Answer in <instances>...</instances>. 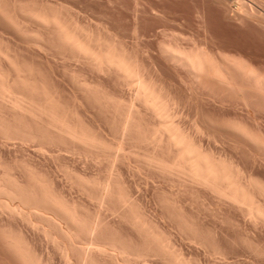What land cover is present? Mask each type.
Returning <instances> with one entry per match:
<instances>
[{
    "label": "bare ground",
    "instance_id": "1",
    "mask_svg": "<svg viewBox=\"0 0 264 264\" xmlns=\"http://www.w3.org/2000/svg\"><path fill=\"white\" fill-rule=\"evenodd\" d=\"M222 1L241 8L247 5L244 0ZM32 7H19L20 16L38 27L36 31L25 28L24 35L61 59L72 84L103 118L109 134L87 124L36 69L17 61L0 44L1 143L33 146L59 163L94 206L89 209L68 199L45 172L26 159L10 163L0 152V216L43 235L64 264H150L153 259L162 264H201L185 253L173 231L183 242L203 249L211 264H235L239 254L221 248L214 231L202 230L191 218L194 215L185 212L189 206L236 231L234 246L263 258L264 249L254 232H264V181L234 158L206 147L202 137L211 135L196 123L186 125L179 101L124 44L84 25L69 8ZM240 7L235 13L245 14ZM7 12L2 14L4 19L12 17L11 9ZM163 36L177 39L171 33ZM167 41L160 44L162 56L184 68L192 84L213 97L221 95L223 105L255 97L264 107V73L245 57L218 58L197 44L184 48ZM91 75L99 78L94 81ZM100 77L109 79L115 89L105 86ZM229 126L233 134L264 153L260 135L238 122ZM65 157L101 171L84 176L64 163ZM133 160L139 170L150 172L152 180L167 186L161 204L171 232L150 215L117 170L118 161ZM107 216L117 218L129 233L108 225ZM5 225L0 226V236L17 264H52L53 259L46 260L23 231Z\"/></svg>",
    "mask_w": 264,
    "mask_h": 264
},
{
    "label": "rangeland",
    "instance_id": "2",
    "mask_svg": "<svg viewBox=\"0 0 264 264\" xmlns=\"http://www.w3.org/2000/svg\"><path fill=\"white\" fill-rule=\"evenodd\" d=\"M219 1L0 0V11H2L0 12V44L2 47L4 45V48L10 49V53L17 61L22 64L24 62V64L36 69L47 80V83L51 84V87L58 90L68 105L74 107L78 112L80 111V115L83 116L87 124L106 136L109 134V129L105 121L89 106L90 104L83 97L82 93L72 84L69 75L65 72L66 69L61 59L56 58L47 49L33 43L28 38V35L26 38V33L24 35L26 30L36 31L38 27L36 23L28 20L25 16H20L19 7L26 6V8H33L32 5L34 7L36 5L39 7L42 5L49 8L55 6L58 9H71L74 16L77 15V19L84 25L95 30L100 29L99 31L108 38L117 39V41L130 49L132 54L139 58L140 62L148 70V73L150 72V75L153 73L151 76L154 79L156 78L159 83L162 82L163 84H161L164 87L166 86V89L179 101L186 125L190 128L196 123L206 133L211 135L210 138L208 136L202 137L206 147H211L219 153L234 158L233 160H236L238 164L240 163L242 168L249 172L252 171L251 173L256 178L264 181V153L259 152L245 139L233 134L229 126L235 122L241 123L254 134L260 135V138L264 141V107L261 108L263 106L262 103L257 98L252 97L254 102L250 97L247 102L239 100L240 102L238 103L240 105L236 102H223V105L221 103V95L218 96L217 94V97L216 94H213L216 97L214 98L203 87L192 84L186 70L178 64L176 65L166 60L160 51V44L167 40L169 42L172 41L174 44L176 42L178 44L180 43L179 45H182V47L185 46L184 48H192L197 44L199 47L209 49L218 58L230 55L241 58L245 57L247 62L249 60L250 63L252 62V65L255 64L254 66L264 73V0H244L247 2V5H245L246 8H241L240 6L234 5V3H228L231 5L232 12L228 9L229 5L224 1H222L223 3ZM238 7L244 9L241 11L245 14L235 13ZM153 8L157 10L158 14H154L155 10ZM10 9L12 15L9 14V16L12 17L9 18L6 16L4 19L3 17L5 15L3 13L8 11V14ZM13 10H15L14 14ZM14 17L15 19L13 20L15 21L11 20ZM7 19L10 22L12 21V24ZM19 19L21 23L17 22ZM174 20L177 21L174 23ZM22 23H26V25L23 26ZM25 28L26 30H24ZM160 30L163 31V34ZM178 32L179 34H184V37L182 35L179 36V34L177 35ZM164 33H171V36L174 38L177 37V39L171 38L170 41L169 38L163 36ZM174 33L175 36L172 35ZM93 77L95 78L94 81L99 78L94 75L90 76L92 79ZM100 79L101 82L103 81L102 83H106L105 86L109 89H115L109 79L104 77H100ZM250 101L251 103L247 104ZM3 145L0 140V152L3 153L10 163L21 162L26 159L33 166L37 167L38 170L49 175L48 177L57 184V187L64 192L68 199L76 201L80 205L82 204L81 206L85 205L89 209L90 207H94L82 194L79 187L71 182L64 169H61L59 163L52 161L53 159L49 157L42 156L33 146L26 145L27 147H25V145L18 144L17 142ZM63 162L68 163L76 168L75 170L78 173L87 177L97 175L99 173L98 170L101 171L100 169H95L85 164L83 161L71 157H65ZM129 163L118 161L117 164V170L122 173L126 185L138 197L150 215L159 222L162 228L171 232V224L161 204V197L167 186L159 179L152 180L148 170H139L134 160ZM195 211L197 210H192L191 207L186 206L185 212L187 215H194L190 217L193 219L196 218L198 225L203 228L202 230L214 231L216 234H213L216 236L214 238L220 244L219 246L221 248L228 252H236L239 254L235 264H264V257H256L241 246H234L233 239L235 240L238 237L236 231L222 226L221 223H215L208 214H201L204 212L202 209L199 210L200 212L202 211L200 213L201 215ZM105 219L108 225H113L111 227L121 229L124 233H129V229L121 225L117 218L107 216ZM5 224L12 225L15 230L23 231L32 245L41 254L44 253L45 259L47 258L46 260H49V256L50 259H53L52 264H64L60 253L55 250L43 235L32 230L22 222H11L6 216H0V226ZM173 232L188 256L199 260L201 264H211L212 261H210V258L205 254L203 249L183 242L181 237L175 233L176 231ZM254 235H257V240L264 249V232H254ZM4 247L5 245L0 236V264H17L12 259L6 247L5 249ZM159 261L158 259H153L150 261V264H162Z\"/></svg>",
    "mask_w": 264,
    "mask_h": 264
}]
</instances>
